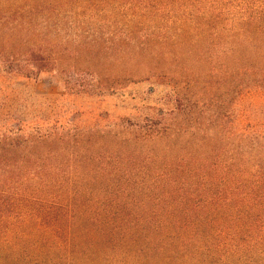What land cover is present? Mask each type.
<instances>
[{
  "label": "trees",
  "instance_id": "obj_1",
  "mask_svg": "<svg viewBox=\"0 0 264 264\" xmlns=\"http://www.w3.org/2000/svg\"><path fill=\"white\" fill-rule=\"evenodd\" d=\"M153 1L192 20L187 32L218 31L221 58L230 61L220 84L232 78L236 107L249 101V126L219 135L226 115L206 124L191 106L181 123H123L121 131L81 130L73 117L61 122L53 108L33 116L8 81L63 68L62 74L82 72L72 65L81 54L59 42L66 5L0 0V223L14 233L29 226L57 251L79 227L81 241L117 242L136 248L139 258L167 252L198 264L247 253L249 260L264 258V0ZM153 74L148 68L141 80ZM240 118L238 111L235 122Z\"/></svg>",
  "mask_w": 264,
  "mask_h": 264
},
{
  "label": "rangeland",
  "instance_id": "obj_2",
  "mask_svg": "<svg viewBox=\"0 0 264 264\" xmlns=\"http://www.w3.org/2000/svg\"><path fill=\"white\" fill-rule=\"evenodd\" d=\"M43 1L67 6L58 17L62 24L59 42L62 46L74 45L75 55L82 56L72 65L83 71L62 74L63 68L30 80H9L8 90L33 116L39 115L37 112L50 113L53 108L61 122L73 117L81 130L121 131L123 123L143 126L146 121L161 119L181 123L185 120L182 112L191 106L192 114L206 124L226 115L221 123L225 127L218 123L220 128L215 129L219 135L235 126L240 130L249 126V101L236 107L232 78L228 77L225 87L220 84L223 64L226 67L230 61L221 58L224 46L218 31L208 37L187 32L184 27L192 20H180L166 9L167 4L153 0ZM74 6L85 12L75 15ZM101 42L107 45L97 48ZM90 48L94 52L87 55ZM104 48V55L100 54L103 57L96 56ZM65 68L69 70L68 64ZM148 68L154 74L149 81H142ZM210 69L211 79L206 76ZM238 111L244 118L235 122ZM250 114L252 120L258 119L253 109ZM218 144L226 149L228 142L218 137ZM14 229L0 223V264H198L189 257L177 258L174 252L153 255L157 257L145 253L139 258L136 248H123L117 242L108 246L90 238L81 241L79 227L63 242L60 251L41 241L29 226L19 233ZM225 262L264 264V258L255 255L249 260L247 253Z\"/></svg>",
  "mask_w": 264,
  "mask_h": 264
}]
</instances>
